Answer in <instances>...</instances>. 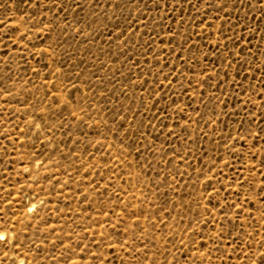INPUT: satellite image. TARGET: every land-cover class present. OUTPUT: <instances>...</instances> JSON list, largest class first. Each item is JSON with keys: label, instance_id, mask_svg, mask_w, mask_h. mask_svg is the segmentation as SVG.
I'll list each match as a JSON object with an SVG mask.
<instances>
[{"label": "rangeland", "instance_id": "1", "mask_svg": "<svg viewBox=\"0 0 264 264\" xmlns=\"http://www.w3.org/2000/svg\"><path fill=\"white\" fill-rule=\"evenodd\" d=\"M0 264H264V0H0Z\"/></svg>", "mask_w": 264, "mask_h": 264}]
</instances>
